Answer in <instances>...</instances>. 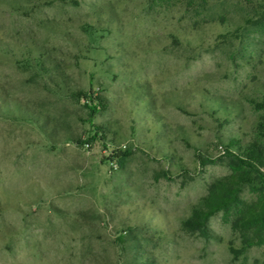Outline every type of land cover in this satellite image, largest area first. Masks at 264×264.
Listing matches in <instances>:
<instances>
[{
    "label": "rangeland",
    "instance_id": "1",
    "mask_svg": "<svg viewBox=\"0 0 264 264\" xmlns=\"http://www.w3.org/2000/svg\"><path fill=\"white\" fill-rule=\"evenodd\" d=\"M249 1L0 0V264H264ZM231 176L232 206L194 218Z\"/></svg>",
    "mask_w": 264,
    "mask_h": 264
},
{
    "label": "trees",
    "instance_id": "2",
    "mask_svg": "<svg viewBox=\"0 0 264 264\" xmlns=\"http://www.w3.org/2000/svg\"><path fill=\"white\" fill-rule=\"evenodd\" d=\"M249 2L255 8L264 9V0H250ZM259 128L260 132L264 135V126L259 125ZM235 142L236 144L240 143L239 141ZM239 149H242L240 145ZM241 151L244 153V157L258 154L264 155V148L256 142L244 145ZM238 156L240 162L245 164V161L241 159V155ZM242 183L243 178L235 176L215 183L209 193L200 200L199 205L194 211V218L205 223L215 213L230 208L241 192ZM244 219L251 224L264 221V196L247 209Z\"/></svg>",
    "mask_w": 264,
    "mask_h": 264
}]
</instances>
